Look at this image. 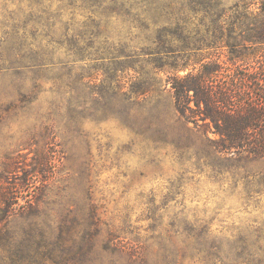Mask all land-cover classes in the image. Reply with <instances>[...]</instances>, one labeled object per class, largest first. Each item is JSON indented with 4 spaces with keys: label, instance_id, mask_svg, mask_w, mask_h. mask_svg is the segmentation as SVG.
<instances>
[{
    "label": "rangeland",
    "instance_id": "obj_1",
    "mask_svg": "<svg viewBox=\"0 0 264 264\" xmlns=\"http://www.w3.org/2000/svg\"><path fill=\"white\" fill-rule=\"evenodd\" d=\"M237 11L247 0H0L3 257L168 264L167 247L182 264L211 260L198 248L264 264V157L219 153L168 81L196 57L229 60L228 39L247 37Z\"/></svg>",
    "mask_w": 264,
    "mask_h": 264
},
{
    "label": "trees",
    "instance_id": "obj_2",
    "mask_svg": "<svg viewBox=\"0 0 264 264\" xmlns=\"http://www.w3.org/2000/svg\"><path fill=\"white\" fill-rule=\"evenodd\" d=\"M234 17V24L247 26V37L240 41L234 37L233 42L230 41L233 37L228 39L229 60L223 61L215 54L196 57L191 64L174 67L168 81L179 114L205 134L219 153L263 158L264 0H247V11L244 14L237 11ZM10 195L11 191L3 192L0 199V209L6 212V215H0V264H11L9 257H3L1 253L3 242L10 236L5 230L7 225L3 226L14 209ZM141 250L145 252L147 247L140 249L131 243L120 246V252L128 254L132 262L142 256ZM162 250L166 252L168 264H182L174 260V251L167 247ZM188 250L186 247L183 252ZM194 250L211 260L216 257V251ZM23 254L31 257V252ZM25 257L20 259L22 264H25ZM141 260H147V256L143 255ZM211 260L207 264H215Z\"/></svg>",
    "mask_w": 264,
    "mask_h": 264
}]
</instances>
